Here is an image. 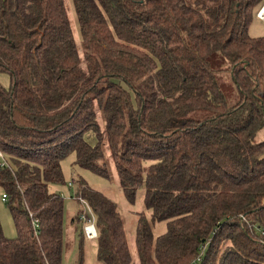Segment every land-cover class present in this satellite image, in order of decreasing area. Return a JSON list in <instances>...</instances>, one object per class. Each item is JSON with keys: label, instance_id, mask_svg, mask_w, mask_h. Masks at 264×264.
Listing matches in <instances>:
<instances>
[{"label": "trees", "instance_id": "trees-1", "mask_svg": "<svg viewBox=\"0 0 264 264\" xmlns=\"http://www.w3.org/2000/svg\"><path fill=\"white\" fill-rule=\"evenodd\" d=\"M71 3L84 69L64 0H0V264H64L74 241L87 264L84 204L97 264H136L117 204L76 174L65 227L50 186L71 153L128 204L142 185L138 264H264L263 0Z\"/></svg>", "mask_w": 264, "mask_h": 264}, {"label": "rangeland", "instance_id": "rangeland-1", "mask_svg": "<svg viewBox=\"0 0 264 264\" xmlns=\"http://www.w3.org/2000/svg\"><path fill=\"white\" fill-rule=\"evenodd\" d=\"M64 2H65V10L67 13V17L69 19L73 37L74 40L76 41L77 51L80 56L81 66L84 69L85 64L82 57V48L80 45V39L79 36L77 35V25L75 21V15H74L72 3L71 0H64ZM248 33L249 35L252 36L262 35L264 33V23L259 21L256 17H254L250 23ZM8 83L9 80L7 74L0 72V84L4 87H7ZM98 123L101 128L102 122L98 121ZM257 138L264 140V128L261 129L260 132L257 134ZM72 160H73V153L69 154L61 163V170L65 184H57L50 186L51 191H54L55 193L61 195V197L63 198V205L65 211V227L68 224V219L74 214H76V212H78L81 208L80 203H78L74 199V187L68 188L66 186V184L71 181L72 176L76 174L78 176L80 175L81 177H83V179L87 182V184L90 187L100 191L103 195H105L107 198H109L110 200H112L117 204L121 217L123 218L124 221L126 236L131 245L132 257L134 259V262L138 264L136 251L133 246L132 238L134 236V231H135L136 213L143 210L142 185L138 187L136 190L135 200L133 204H128L124 199L121 189L115 183V179L114 181H109L97 175H94L93 173L87 170H81L77 168L72 169L70 166ZM0 224L2 227L3 234L5 236L12 237L14 235V228L11 219L9 217L8 211L5 205L1 202H0ZM164 230H165L164 222H155L153 224L152 231L155 236L164 232ZM67 238L69 240H72V236L69 229L67 231ZM95 244H96L95 240H87L85 238L83 239V249L85 252V258L87 264H97L95 258V254H96ZM75 253L76 251H75V241H74V245L73 246L70 245L68 251L65 252L63 257V263L72 264Z\"/></svg>", "mask_w": 264, "mask_h": 264}, {"label": "built area", "instance_id": "built-area-1", "mask_svg": "<svg viewBox=\"0 0 264 264\" xmlns=\"http://www.w3.org/2000/svg\"><path fill=\"white\" fill-rule=\"evenodd\" d=\"M256 16L260 19L264 21V2L263 4L259 7ZM4 159L3 156L0 152V166L4 165ZM5 198L4 194H1V199L3 200ZM83 212L81 213L80 217L83 219L84 223H83V233H84V237L88 240H91L93 238H95L96 236V230L93 224V218H92V214L90 209L88 208V206L86 204H84V208L82 210ZM85 213V214H84ZM88 214V215H86ZM33 226L35 227L36 224L33 221ZM263 234V232H259V235Z\"/></svg>", "mask_w": 264, "mask_h": 264}, {"label": "crops", "instance_id": "crops-1", "mask_svg": "<svg viewBox=\"0 0 264 264\" xmlns=\"http://www.w3.org/2000/svg\"><path fill=\"white\" fill-rule=\"evenodd\" d=\"M131 251H132V249H131Z\"/></svg>", "mask_w": 264, "mask_h": 264}]
</instances>
